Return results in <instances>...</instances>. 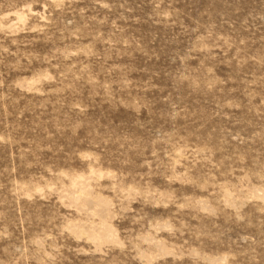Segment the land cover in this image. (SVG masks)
<instances>
[{
  "label": "rangeland",
  "instance_id": "1",
  "mask_svg": "<svg viewBox=\"0 0 264 264\" xmlns=\"http://www.w3.org/2000/svg\"><path fill=\"white\" fill-rule=\"evenodd\" d=\"M0 264H264V0H0Z\"/></svg>",
  "mask_w": 264,
  "mask_h": 264
}]
</instances>
